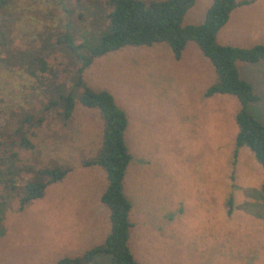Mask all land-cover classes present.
Returning a JSON list of instances; mask_svg holds the SVG:
<instances>
[{"label":"rangeland","instance_id":"1","mask_svg":"<svg viewBox=\"0 0 264 264\" xmlns=\"http://www.w3.org/2000/svg\"><path fill=\"white\" fill-rule=\"evenodd\" d=\"M0 5V141L28 128L31 149L13 147L19 162L68 168L38 199L16 209L12 194L0 210V264H56L81 258L109 231L99 196L104 172L82 166L98 146L101 120L78 101L72 86L85 55L107 31L108 0H2ZM233 8L216 33L220 45H264V0ZM210 0H193L181 24L202 22ZM68 34L70 41L62 42ZM71 44L73 47L69 46ZM40 56L54 81L74 95L70 117L44 108L49 96L29 74ZM259 100L248 112L264 124V63L236 62ZM36 74L48 81L50 75ZM84 85L110 93L127 118L131 159L123 191L131 202L128 247L139 264H264V170L247 147L237 149L229 94L203 93L216 73L193 42L179 59L167 45L124 46L92 58L79 74ZM43 90H45L43 92ZM29 117L39 124L22 122ZM111 264L97 254L85 263ZM73 264V263H70ZM76 264V263H74Z\"/></svg>","mask_w":264,"mask_h":264},{"label":"trees","instance_id":"2","mask_svg":"<svg viewBox=\"0 0 264 264\" xmlns=\"http://www.w3.org/2000/svg\"><path fill=\"white\" fill-rule=\"evenodd\" d=\"M3 1L0 0V5ZM246 1L210 0L201 23L182 25L185 11L193 0H108L111 9L107 14V31L100 42L89 49L85 55H78L80 64L76 68L77 78L72 86L79 88L77 101L86 108L97 111L101 120L99 143L95 151L81 160L82 166H97L105 175V188L99 202L108 212L109 231L103 241L85 251L81 258L64 257L56 264H70L78 261L89 262L97 254L109 256L111 264H139L128 247L131 223L128 214L130 201L123 193V177L131 159L124 140L127 118L118 107L112 95L105 90H93L84 85L79 74L87 67L92 58L124 46H150L164 43L174 59H179L187 42H193L199 52L212 65L217 81L206 88L203 95L229 94L235 97L238 110L234 115L237 127L234 136L233 158L237 149L247 147L255 160L264 170V124L248 112L249 105L259 100L252 85L242 79L236 62L264 63V45L248 47L220 45L216 42L218 29L226 22L229 12ZM62 42L70 41L68 34L61 36ZM72 48L73 46L69 44ZM29 74L36 77L40 86L46 89L48 98L44 108L59 107L58 116L67 120L74 107V95L63 85L54 81L55 74L40 57H34ZM50 75L48 81L39 80L36 71ZM45 90H43L44 92ZM41 118L31 122L25 117L22 122L39 124ZM17 138L10 142L0 141V210L10 196L16 197L18 211L29 201L41 198L45 188L60 181L68 168L55 165L33 167L18 161L13 147L31 149L27 139L28 128L20 125L16 130ZM264 193V184L262 186Z\"/></svg>","mask_w":264,"mask_h":264},{"label":"crops","instance_id":"3","mask_svg":"<svg viewBox=\"0 0 264 264\" xmlns=\"http://www.w3.org/2000/svg\"><path fill=\"white\" fill-rule=\"evenodd\" d=\"M123 187V186H122ZM123 193H124V191H123ZM125 195V194H124ZM129 200V199H128ZM100 203V202H99ZM130 204H131V202H130ZM101 205V204H100ZM103 206V205H102ZM104 207V206H103ZM105 208V207H104ZM106 209V208H105ZM107 210V209H106ZM130 210H131V208H130ZM130 212V211H129ZM129 215V214H128Z\"/></svg>","mask_w":264,"mask_h":264}]
</instances>
